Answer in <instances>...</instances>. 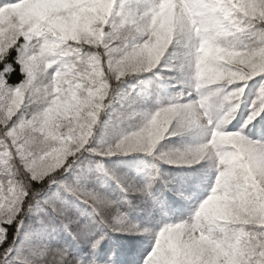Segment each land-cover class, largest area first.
<instances>
[{"label": "snow or ice", "instance_id": "snow-or-ice-1", "mask_svg": "<svg viewBox=\"0 0 264 264\" xmlns=\"http://www.w3.org/2000/svg\"><path fill=\"white\" fill-rule=\"evenodd\" d=\"M162 61L180 91L94 146L120 85ZM134 154L151 163H106ZM0 264H264V0H0Z\"/></svg>", "mask_w": 264, "mask_h": 264}, {"label": "trees", "instance_id": "trees-1", "mask_svg": "<svg viewBox=\"0 0 264 264\" xmlns=\"http://www.w3.org/2000/svg\"><path fill=\"white\" fill-rule=\"evenodd\" d=\"M173 76L174 73L171 71L157 69L154 73L133 74L126 78L120 85V95L118 99L101 115L100 124L96 128L95 138L92 141L93 145L95 146L98 138L106 139L113 131L121 132L122 128L127 129L130 125L135 123V120H125L120 116V113L124 112L128 103L134 102V97L140 100L142 104L141 107L153 112L159 106L157 104V100L162 99L166 102L170 96L177 93V89L170 88V86L166 83L168 80L177 82L175 79L171 78ZM13 79H16V77L13 76ZM125 94L129 96V101L126 100ZM133 107H135V103H133ZM181 142L182 141H180L179 138H172L163 141L161 146L165 148L180 147ZM137 159H144V161H142V165L136 166L139 161ZM106 163H108L109 167L117 168L118 170H130L135 172L137 168H146V166L151 163V157L142 154L117 156L113 157L111 161H106ZM196 167L200 169L198 175L204 174L205 169L203 170L201 166ZM162 169L168 175L176 177L184 176V171L189 170L173 168L168 165H162ZM140 239H143L145 244H147L146 238L141 237Z\"/></svg>", "mask_w": 264, "mask_h": 264}, {"label": "rangeland", "instance_id": "rangeland-1", "mask_svg": "<svg viewBox=\"0 0 264 264\" xmlns=\"http://www.w3.org/2000/svg\"><path fill=\"white\" fill-rule=\"evenodd\" d=\"M157 69L168 70L164 66L163 61H162L161 66H159ZM157 69H155V70H157ZM154 71L146 72V73H142V74L154 73ZM166 83H167V85L170 86V88H175L178 91H180L181 86L177 82H175L173 80H168V82H166ZM172 96H170V97H172ZM125 98H126L127 101H129V96L126 95ZM133 100H134V103H135V107L134 108L140 113V115H137L134 118H131L132 120H135V123L130 125L127 129L122 128L121 132L113 131L111 133V135L108 136L106 139L98 138L97 142L95 143V145H97L99 143H114L115 140L118 139L123 134L129 133L131 131H134V130L138 129L139 127H141L143 125V123L145 122L144 114L145 113H151V112L148 111L147 109H144L143 107H141L142 104H141L139 99H136L134 97ZM242 107H244L245 114H246V106H242ZM234 123H235V121H234ZM254 131L258 132L259 130L255 129ZM172 138H179L180 141H182L180 143V147H182V146H185V145L194 144V143L199 142V140L202 139V136H199L197 133L193 132V133H187V134H184V135H181V136L170 137L169 139H172ZM136 158H138V157H136ZM137 160H139L138 164L137 165L135 164V165L136 166L142 165V161H144V159H137ZM197 166H201V168L203 170L205 169L204 174L199 175L201 179L199 181V187H198V190H197V193H196L197 197L202 200L203 198H205L209 194L210 188L214 184V179H215L216 173H215V171L212 168V162L211 161L201 162V164L197 165ZM190 171H191L190 169L187 170V171H184V175H186ZM186 214L187 213H185V215ZM177 215H179V213Z\"/></svg>", "mask_w": 264, "mask_h": 264}, {"label": "clouds", "instance_id": "clouds-1", "mask_svg": "<svg viewBox=\"0 0 264 264\" xmlns=\"http://www.w3.org/2000/svg\"><path fill=\"white\" fill-rule=\"evenodd\" d=\"M227 3L232 5L233 8H236V7H239L240 5H242L244 3V0H227ZM213 9H214V6H213V4L210 3L209 8H208L209 13H211L213 11ZM215 10L219 11V12L230 11V9H226V8H216ZM170 18H171V11L169 12L168 17H166L165 27H167ZM235 187L236 186L234 184L226 182V188L228 190H235ZM239 211L242 212L243 209H239ZM242 231H243L242 227L234 225L230 228L225 229L223 235L226 237H238Z\"/></svg>", "mask_w": 264, "mask_h": 264}]
</instances>
